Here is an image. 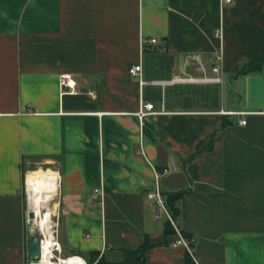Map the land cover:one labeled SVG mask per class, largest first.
Segmentation results:
<instances>
[{"label": "crops", "instance_id": "0c3cea01", "mask_svg": "<svg viewBox=\"0 0 264 264\" xmlns=\"http://www.w3.org/2000/svg\"><path fill=\"white\" fill-rule=\"evenodd\" d=\"M263 38L264 0H0V264L29 258L26 184L58 188L66 255L147 240L146 264H186L147 199L153 167L197 264H264V64L239 75ZM142 101L164 112L141 132Z\"/></svg>", "mask_w": 264, "mask_h": 264}, {"label": "built area", "instance_id": "2783aa9c", "mask_svg": "<svg viewBox=\"0 0 264 264\" xmlns=\"http://www.w3.org/2000/svg\"><path fill=\"white\" fill-rule=\"evenodd\" d=\"M223 4H231L233 0H222ZM219 32L217 35L219 36ZM146 44H151L152 46L158 44V39L157 38H151V39H142L141 40V48L142 51L146 49ZM163 52H165L167 49L163 47L161 49ZM220 60V57H219ZM142 64L134 65L131 66L129 69V73L133 75L134 77H137L140 81L141 84H143L141 77H142ZM213 72L215 74H219L220 72V67L215 65L213 67ZM196 81H202V82H222V78L217 76V77H202L200 79L197 78H192V77H182V76H176L171 83H185V82H196ZM59 88L61 91V94L65 93H73L75 91V82L73 80V76L71 74H63L60 76L59 79ZM164 111L162 110L161 112H158L155 110V105L152 102H141L139 110L135 113V116L137 117L139 128L141 132L143 131L145 122L147 118L151 115H156L163 113ZM103 113H99V115H102ZM240 116H244V113H237ZM240 124L245 125L246 120L241 119ZM168 173V170H164L163 172L159 171L157 168L153 167V181L155 183V186L153 189H151L147 193V199L149 200L153 210H154V217L155 219L161 224L165 225V223H170L175 231L177 238L174 242V246H183L188 253L193 256V248H192V243L193 241L190 239H187L184 234L177 228L175 218L173 216L172 211L169 208L168 205V199L167 197L163 194L161 191L160 187V181L164 174ZM26 193L28 195L27 191V184H26ZM93 199H96L100 201V203L103 202L104 199V192L102 189L98 188L93 191L92 194ZM27 220H28V214H27ZM54 238H55V244L51 248V255H50V263L51 264H68L69 261H72V264H81L79 263V259L84 261V264H89L87 260L82 257L81 255L78 254H67L65 255L63 248L61 246V243L58 238V228L55 232H53ZM86 237H89V234H86ZM45 237L39 239V247H40V257L33 261L30 258L29 264H35L38 262H41V256H42V249H43V240ZM112 250L111 245H108L105 243L104 247L102 248L100 252V257H102L104 254L110 252ZM197 264V262H195Z\"/></svg>", "mask_w": 264, "mask_h": 264}, {"label": "trees", "instance_id": "16d2710c", "mask_svg": "<svg viewBox=\"0 0 264 264\" xmlns=\"http://www.w3.org/2000/svg\"><path fill=\"white\" fill-rule=\"evenodd\" d=\"M264 64V38H263V51L261 56L257 59L250 61L243 65L241 70L239 71V75L246 74L248 72H253L259 70L260 67ZM212 143V140L210 144ZM181 198V194L175 196H169L168 205L170 210L173 213L174 218L178 215V209L176 207V202ZM165 227V235H176V231L174 227L170 223H166ZM187 239L190 240V236L184 235ZM193 246V243H192ZM151 245H149L148 241L145 242L134 250H122L116 251L113 256L104 254L100 257L99 252H92L87 256V261L89 264H146V253L150 249ZM79 255V254H78ZM186 264H195L192 256L187 253Z\"/></svg>", "mask_w": 264, "mask_h": 264}, {"label": "bare ground", "instance_id": "6f19581e", "mask_svg": "<svg viewBox=\"0 0 264 264\" xmlns=\"http://www.w3.org/2000/svg\"><path fill=\"white\" fill-rule=\"evenodd\" d=\"M27 191L29 192V208L34 212L36 219L35 223L38 225L40 233H42L45 237L43 240L41 262L35 264H51V248L54 246L56 240L54 238V234L50 232L53 223V211L49 207V204L56 201L58 188L49 185H27ZM55 204L57 203L55 202ZM43 208H45L47 212L45 213L44 218L39 220L43 214ZM78 261L79 263L84 264L82 259H79ZM72 263V261L68 262V264Z\"/></svg>", "mask_w": 264, "mask_h": 264}, {"label": "rangeland", "instance_id": "374dc122", "mask_svg": "<svg viewBox=\"0 0 264 264\" xmlns=\"http://www.w3.org/2000/svg\"><path fill=\"white\" fill-rule=\"evenodd\" d=\"M37 170L38 169H35L34 171H37ZM41 170H43V169H41ZM55 202L57 203V197H56V201L51 202L49 204V207L53 211V214H52V222L53 223H52V228L50 230L51 233L55 232L57 230V228L59 227L58 226L59 225V212H58V206H57V204H55ZM29 204H30L29 203V196L27 195L26 190H25V215L26 216H27L28 211H29V207H30ZM42 211H43V214L41 215V217L39 218V220L42 219V218H44V215L47 212L45 208H43ZM35 222H36V219H34L33 223H31L26 218L25 227H26L27 233L29 235V238H30V236L31 237L36 236L39 239H41V238H43L44 235H42V233H40L39 227H38V225ZM65 255H66V253H65ZM29 262H30V259L28 258L27 264H29Z\"/></svg>", "mask_w": 264, "mask_h": 264}, {"label": "water", "instance_id": "95a60500", "mask_svg": "<svg viewBox=\"0 0 264 264\" xmlns=\"http://www.w3.org/2000/svg\"><path fill=\"white\" fill-rule=\"evenodd\" d=\"M35 219V214L32 210L29 209L28 211V221L33 223ZM27 253L31 260L35 261L40 257V247H39V238L33 236L29 238V243L27 247Z\"/></svg>", "mask_w": 264, "mask_h": 264}]
</instances>
